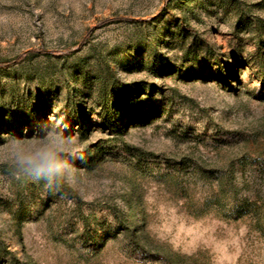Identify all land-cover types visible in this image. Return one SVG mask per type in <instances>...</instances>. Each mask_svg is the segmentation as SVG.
Listing matches in <instances>:
<instances>
[{"label":"rangeland","instance_id":"1","mask_svg":"<svg viewBox=\"0 0 264 264\" xmlns=\"http://www.w3.org/2000/svg\"><path fill=\"white\" fill-rule=\"evenodd\" d=\"M20 55L0 264H264V0H0ZM53 144L67 167L37 180L19 158Z\"/></svg>","mask_w":264,"mask_h":264},{"label":"clouds","instance_id":"2","mask_svg":"<svg viewBox=\"0 0 264 264\" xmlns=\"http://www.w3.org/2000/svg\"><path fill=\"white\" fill-rule=\"evenodd\" d=\"M58 144L46 145L32 154L23 155L19 158V163L34 174L35 179L51 178L55 174H60L67 167L65 161L58 158Z\"/></svg>","mask_w":264,"mask_h":264},{"label":"trees","instance_id":"3","mask_svg":"<svg viewBox=\"0 0 264 264\" xmlns=\"http://www.w3.org/2000/svg\"><path fill=\"white\" fill-rule=\"evenodd\" d=\"M30 53L35 54V53H40V51L39 50H37V51H31ZM41 53H44V52H41ZM25 56L26 55H20L17 58H15L14 60H3V61H0V67L6 68V67H9V66H12L13 64L22 61L25 58ZM103 115H104V120H105L106 124L108 126L112 127V128L115 127L114 123H112V116H111V114H103ZM253 207L254 206L252 204V208ZM138 228L140 229V227H138ZM137 229H136V227L134 228L132 226L127 227L126 236L129 239H131V242L132 243H134L131 246L133 251H144V252H146V251H148L146 244H140L139 240L137 239L139 237V234L137 232ZM151 253H152L151 255H154L155 257H159V258L165 259L168 262L173 263V258L169 254H167V253H162V252L161 253L151 252ZM12 260L14 262H17L18 263V258H16L15 256L12 257ZM14 262H13V264H15Z\"/></svg>","mask_w":264,"mask_h":264}]
</instances>
